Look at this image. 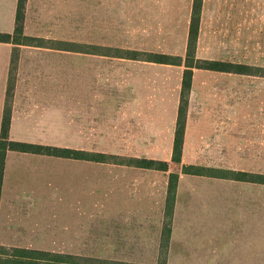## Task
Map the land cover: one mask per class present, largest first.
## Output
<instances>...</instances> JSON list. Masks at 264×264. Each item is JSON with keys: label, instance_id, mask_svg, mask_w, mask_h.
I'll return each instance as SVG.
<instances>
[{"label": "crops", "instance_id": "1", "mask_svg": "<svg viewBox=\"0 0 264 264\" xmlns=\"http://www.w3.org/2000/svg\"><path fill=\"white\" fill-rule=\"evenodd\" d=\"M124 2L121 0V6L124 5ZM127 3L130 6L131 14L125 18L128 20L127 23H130V28H128V24L125 25L124 23V11L121 12L120 17L110 15L109 10L111 8L113 10V7L106 0H27L24 33L42 38L46 43L43 46H37L0 42V48L5 50L6 46H12L10 49L27 52L33 47L46 52L43 55L49 54L47 52H55V50L67 55H75L79 50L75 48L77 45L73 35L77 23H80L77 20H81L83 42L77 44L83 46L82 53L85 56L84 73H97L105 79L112 76L116 79L112 84H106L105 87H91L88 91H93L98 95L101 93L112 95L113 98L116 97V102L111 104H89L83 107L69 104L66 110L67 115H64L65 111L62 113L63 109H45V105L37 103L35 108L40 113L38 118L44 119L49 113H51L50 117L56 119L67 117L69 119L67 132L70 134L74 132L73 135H68L69 141L85 142L94 138L97 141L115 142L119 149L113 154H119L127 158H161L170 162L173 155L184 66L126 58L119 56L117 50H125L122 47L129 44L125 41V37H128L125 35L130 32L132 39L130 44L132 47H136L131 48V50L172 54L164 47L178 45L185 47L184 54L179 53L180 56L184 57L188 46L193 0H128ZM17 4L18 0H0L1 32L14 31ZM209 5L214 6L211 5L209 0L203 1L196 56L200 59L236 62L234 49L236 39L234 34L231 33L230 35L229 26H227V29L220 26L221 22L231 21L233 14L229 12L228 5L220 6L217 3L211 9H209ZM126 13L128 14V12ZM246 14L247 11L244 15ZM77 15L80 16L77 17ZM177 22L180 24H175L173 27V23ZM65 30L68 31V41L60 40L59 36L56 35L58 32ZM53 31H56V33L51 38ZM61 44L67 46V48L63 49ZM55 45L56 47H53ZM69 45L72 46L71 49ZM109 47H114L116 53L112 54ZM13 49L11 50L12 53ZM261 51L264 55L263 47ZM7 56L6 59H3V62L0 61V69L3 68L6 72L14 70L18 73L25 70V65L22 62L23 55L19 54V62L16 68L11 66V52ZM108 57L121 60V64L117 65L113 74L107 73L105 62ZM50 62L52 61L45 57L40 58L39 64L42 72L52 73ZM128 65L131 69H124V66ZM70 67H68L69 73H75L74 66L71 65ZM31 68L35 70V65ZM173 73H177V81L172 88ZM236 75L247 74L203 68L194 69L183 144V163H186V158L240 156L236 153H229L237 150L235 140L230 138L234 137L237 132L236 129L227 130L226 128L229 123L236 128L237 124L233 116L235 113L231 112L236 109V105L234 102L215 101L213 97L217 88L228 86L229 76L234 79ZM261 76L264 77V75ZM219 78H223L225 81L217 85L216 80ZM156 83L163 84V86L158 85L157 87ZM22 89L18 87L15 90ZM47 90L59 92L60 89L49 88ZM22 94L23 92H16L14 96L11 132H15L16 124H19L20 120L28 119L33 115L30 112L34 111L32 109L34 104H31V99L23 98ZM194 96L199 99L197 102L191 101ZM193 110H195V113H193ZM221 110L226 112L219 114L218 111ZM76 112L78 113L76 114ZM51 123L54 124L56 121ZM97 123L100 124L96 126ZM45 124L41 123V125ZM260 125H264V123H260ZM20 140L44 141L39 137L21 138ZM255 141H258V143H255L253 147L250 146L254 153H249L247 156L264 157L262 140L256 139L253 142ZM241 150H243L242 147ZM38 155L48 156L19 151H9L7 153L0 199V244L33 246L28 242L22 244L23 239H21L30 231L28 223L33 221L34 213V193L28 191L29 187L27 190L23 187L26 182L25 178L29 176V172L26 173L25 167L30 168L25 166L24 163L27 161L36 162ZM48 157L52 158L54 156ZM43 162L44 158L41 164ZM114 168V181L111 182L114 184V189L104 188L107 199L105 201L103 199L104 202L100 203V228L105 231L114 228L117 232L122 230L128 233L122 235L116 233V247H127L129 245L131 248L135 247V251H138V253L160 254L169 173L174 170L170 169V166L169 171L165 172L153 168L128 165L127 163L126 165H116ZM33 169V174H36L37 166ZM47 169L51 168L47 167ZM176 172H180V169ZM116 188L117 196H110L109 191H115ZM245 188H247V199L244 197L245 193H239L236 196L234 193L228 195L221 192L222 189L246 190ZM228 196H230V200L235 202L243 200L247 202V251L248 247L254 244L250 240L259 237L257 234H264V183L229 181L228 179L189 175L180 172L171 236L167 248V264H171V260L174 264H195L196 257L194 255L190 256L191 260L183 257L189 255L187 246L193 239L201 238L204 240L212 235L206 233L202 226L200 233V229L195 227L194 223L187 224V216L195 213L202 216L210 215V213L216 215L222 210V203L227 202ZM44 200L49 207L50 198ZM40 201L43 203V198ZM43 212L41 210L42 215L39 219V226L41 225V227L45 222ZM47 213L49 215V211L45 210L44 217ZM52 213L55 216L54 209H52ZM74 220L76 221L74 226L70 222H65L64 229H74V232L70 235L75 237L79 234L82 237L81 231L85 230L86 224L90 226L91 223L89 231V238H91L92 219H89L88 222L81 219ZM82 225L83 227L80 229ZM143 229H145L144 232ZM194 230L197 231L196 234L192 232ZM250 230L256 233H249ZM86 231L83 233L87 241L89 238H87ZM53 233L52 237L54 238L64 237L61 233ZM183 249H187V252L185 253ZM191 249L195 250L193 246ZM49 251L74 254L88 253L84 249H55ZM254 252L256 251L254 250ZM196 254L198 256L197 251ZM209 254L212 256L213 261H218L217 259L220 256H226L222 252L213 249ZM236 254L237 252L233 253V255ZM202 256L198 257L203 261L210 259L204 253Z\"/></svg>", "mask_w": 264, "mask_h": 264}, {"label": "rangeland", "instance_id": "2", "mask_svg": "<svg viewBox=\"0 0 264 264\" xmlns=\"http://www.w3.org/2000/svg\"><path fill=\"white\" fill-rule=\"evenodd\" d=\"M106 1H108L113 7V10L112 8L109 10L110 15L120 17L121 12L124 11V23L125 25L128 24V20L125 18L127 15L130 16L131 14L130 6L127 3L128 0H123V2L125 1L123 6H121V0ZM209 1L211 5L214 6L217 3L220 6L228 5L229 12L233 14V17L230 15V17L233 18L231 21L225 23L221 22L220 26L224 29H227V26H229L230 35L231 33L234 34V38L236 39V45L234 47L235 61L264 67V55L261 51L262 47L264 49V0ZM214 6H210L209 9ZM246 11L247 14L244 15ZM126 12H128V14ZM79 16L77 15V17ZM77 21L80 23H77L73 39L76 40L77 46L75 48H77L79 52L77 51L75 55H67L66 53L57 52L56 50L55 52H47L49 54L43 55V53L46 52L33 47L27 52L17 49L15 50L13 48L10 49L12 46H6V48H4L5 50L0 48V61L3 62V59H6L8 57L7 55L11 52V66L15 68L18 66L19 54L23 55L22 62L25 65V70L20 71L19 73L14 70L6 72L3 68L0 69V122L4 115V107L8 105L7 99L12 98L10 100V105L13 106L15 93L23 92L21 96L26 99H31V104H34L32 106L34 111L30 112L33 114L31 117L20 120V123L16 124L15 132H11L10 130L9 136L12 140L34 142L20 139L39 137L44 141L34 143L68 146L82 150L84 149L86 151L104 152L110 155L119 149L117 143L97 141L94 140V138L91 141L85 142L69 141L68 135H73L74 132H72V134L67 132V125L69 123L67 117L64 116L56 119L50 117L51 113H49L47 114V117L41 119L38 118V114L40 113L37 112L35 108L37 103H41L46 106L45 109H63L62 113L65 111L64 115H67L66 110L69 104L73 106L76 105V107H83L89 104H111L116 102V97L113 98L112 95H104L102 93L98 95L93 91H88L91 87H105L107 86L106 84H112L116 79L113 76L105 79V77H102L97 73H84L83 67L85 64V56L82 53L83 46L77 44H82L83 42V28L82 21ZM175 24L180 23H173V27ZM128 28H130V23L128 24ZM55 33L56 31H53V34L51 33L50 37L53 38ZM56 35L59 36L60 40L68 41L67 30L58 32ZM125 36H128L125 37V41L129 44L122 48L125 50L128 48H136L132 47L130 44L132 41L130 32ZM69 46L71 49L72 46ZM53 47H56V45ZM61 47H63V49L67 48V46L62 44ZM113 48L114 47H109L112 54L116 53L115 48ZM12 49L13 53L11 51ZM164 49L172 54L179 55V53L184 54L185 47L172 45L166 46ZM41 57H45L52 61L50 62L52 73L42 72L41 65L39 64ZM120 62L121 60L117 58L108 57L105 62L107 73H115L117 65L121 64ZM33 65H35V70L31 68ZM68 65H72V67L74 66L75 73H69L68 67L70 66ZM124 69L130 70L131 67L130 65L124 66ZM229 77L228 86L225 88H217L213 97L215 101L234 102L236 105V109L231 111L235 113L233 116L235 117L234 120L237 124L236 128L230 123L226 128L227 130L236 129L237 132L234 137H230L235 140L237 150L229 153H236L241 157L186 158V163L201 164L217 169L264 173V157L247 156L249 153H254L253 150L250 149V146L253 147L255 143H258V141L253 142L254 140H262L261 142L264 144V125H260V123H264V77L248 74L236 75L234 79L231 78L232 76ZM176 78L177 73H173L172 88L175 86L177 81ZM216 81L217 85H220L225 80L219 78ZM156 84L157 87L160 85L159 83ZM161 86H163V84H161L160 87ZM18 87L23 89L19 91L15 90ZM49 88H59L60 90L59 92H56L55 90H47ZM11 89L14 92L13 97L7 94ZM198 100L199 99L196 98V96L191 99V101L194 102H197ZM194 111L195 110H193V113H195ZM218 112L221 114L226 111L221 110ZM77 113L78 112H76V114ZM55 121L56 123H51ZM41 123L46 124L41 125ZM99 124L100 123H97L95 125L98 126ZM241 147L243 150H241ZM37 157L36 162L27 161L24 163L25 166H29L30 168L25 167V171L26 173L27 171L29 172V176L25 178L26 182L23 184V187L25 190L29 187L28 191L34 193V213L33 221L28 223V229H30V231L27 232L24 237H21V239H23L22 244L28 242L33 244V246H29L30 248L46 250L84 249L88 251V253H82L80 255L100 256L109 259L125 260L128 262L157 264L160 261V254L153 255L138 253V251H135V247L131 248L129 245L127 247H116V233L117 235H122L128 234L127 232H123L122 230L117 232L114 228L105 231L100 228V203H102L103 199L104 201L107 199L105 189H114V184L111 183L114 181L113 177L115 176L114 167L116 165H126V161H128L127 157H123L119 154L117 158L108 156L106 162H94L89 160L77 161L74 159L58 157L50 158L41 155H38ZM43 158L44 162L41 164ZM36 166V174H33V167ZM47 167H50L51 169H47ZM171 168L174 171H178L180 166L179 164L170 161V169ZM245 189L246 190L222 189L221 192L227 193L228 195L234 193L236 196L239 193H245L244 197L247 199V188ZM109 195L117 196V188L115 191H109ZM41 198H43V203L40 201ZM49 198L51 203L48 207L47 202H45L44 199ZM222 199L224 200L225 198ZM226 201L227 202L222 203L223 208L219 213H216V215L210 213V215L202 216L201 214L195 213L187 216V224L191 225V223H194L195 227L200 229V233L203 228L206 233L211 234L212 236H209L204 240L201 238L193 239L187 246L189 255L183 257L191 260L190 256L194 255L196 257L195 264H264V234H257L259 237L250 240L254 244L249 246L247 251V202L244 200L235 202L230 200V196H228ZM52 209L55 211V216H53ZM41 210L44 211L43 219L45 221L42 227L41 225L39 226V219L42 215ZM45 210L49 211V215L47 213L46 217H44ZM74 219H81L86 222H88L89 219H92L93 228L91 231V238H89L91 223L90 226L86 224L85 230L81 231L82 237L79 236V234L78 236L75 235V237L70 235L74 232V229H64L63 225L65 222H70L74 226L76 222ZM82 227L83 225L80 226V229ZM53 228L55 229L53 230ZM84 231H86L87 238H89L87 241L85 234L83 233ZM144 231L145 229H143V232ZM53 232L61 233L64 237L59 236V239L54 238L52 237V234H54ZM192 232L194 234L197 233L196 230ZM249 233L256 232L250 230ZM192 246L195 250L191 249ZM187 249H183V251L186 253ZM212 249L222 252L226 256H220L217 259L218 261H213L211 259L212 256L209 254ZM254 250L256 252H254ZM196 251L198 256H202L204 253L210 259L205 261L201 260V258L197 256ZM234 252H237V254L233 255ZM202 258H204V256H202ZM170 262L171 264H174L172 260Z\"/></svg>", "mask_w": 264, "mask_h": 264}, {"label": "trees", "instance_id": "3", "mask_svg": "<svg viewBox=\"0 0 264 264\" xmlns=\"http://www.w3.org/2000/svg\"><path fill=\"white\" fill-rule=\"evenodd\" d=\"M27 0H18L16 10V22L13 32H1L0 42L18 44H29L43 46L46 41L39 37L29 36L24 33L25 9ZM204 0H193L191 21L189 26L188 46L185 56L137 50H117L119 56L131 59L146 60L156 63L183 65V77L180 94V104L176 122L175 139L173 146L172 161L180 165V172L183 174L207 176L236 181L264 183V173H251L246 171H233L217 169L201 164H186L182 162L183 144L187 123L188 105L193 82V71L195 68H203L216 71L232 72L249 75H264V67L249 65L240 62L200 59L196 56L197 39L199 35L201 14ZM78 50V49H77ZM8 95H14L11 90ZM10 99L4 107V115L1 122L0 132V197L5 171L7 153L19 151L43 154L58 158L89 160L94 162H106L108 156L117 158L118 155L106 154L104 152L85 151L68 146H58L26 141H15L10 138L12 105ZM128 165L153 168L161 171H169L170 162L167 160L132 157L126 161ZM180 172L169 173L167 199L165 204V220L162 232L161 259L157 264H167V248L171 236L176 191L179 183ZM0 264H145L128 262L120 259H109L93 255H80L68 252H55L40 248L7 246L0 244Z\"/></svg>", "mask_w": 264, "mask_h": 264}]
</instances>
